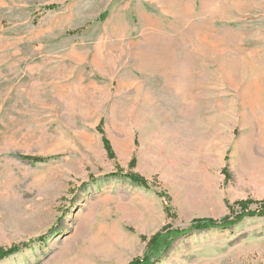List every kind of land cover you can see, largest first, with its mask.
Segmentation results:
<instances>
[{
    "label": "rangeland",
    "instance_id": "rangeland-1",
    "mask_svg": "<svg viewBox=\"0 0 264 264\" xmlns=\"http://www.w3.org/2000/svg\"><path fill=\"white\" fill-rule=\"evenodd\" d=\"M263 206L264 0H0V264H133ZM155 264H264V216Z\"/></svg>",
    "mask_w": 264,
    "mask_h": 264
},
{
    "label": "trees",
    "instance_id": "trees-1",
    "mask_svg": "<svg viewBox=\"0 0 264 264\" xmlns=\"http://www.w3.org/2000/svg\"><path fill=\"white\" fill-rule=\"evenodd\" d=\"M29 160H35L41 162V160L39 159H29ZM261 209L262 210L257 209L255 211H248L246 212V214L242 213L236 216L232 221L231 220L229 221V219L223 220L222 222H215L212 220H197L196 222H194V224L190 229L184 231L168 229L166 232L156 236L152 240L148 254L144 257V259L136 260L133 264H155L158 258L161 257V254L167 251L172 245L173 241L176 240L181 235L193 231H204L219 227H230L232 225L238 224L246 217L264 216V206ZM20 250H21L20 247L15 246L7 250L0 251V261L18 254Z\"/></svg>",
    "mask_w": 264,
    "mask_h": 264
}]
</instances>
